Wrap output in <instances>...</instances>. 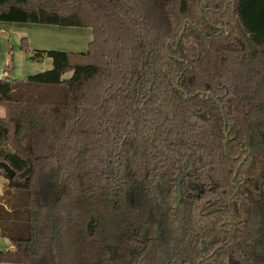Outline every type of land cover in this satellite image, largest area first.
Returning <instances> with one entry per match:
<instances>
[{
  "label": "trees",
  "instance_id": "trees-1",
  "mask_svg": "<svg viewBox=\"0 0 264 264\" xmlns=\"http://www.w3.org/2000/svg\"><path fill=\"white\" fill-rule=\"evenodd\" d=\"M0 22L91 31L82 53L23 38L51 68L0 78V264H95L81 234L63 262L46 192L171 211L169 264H264V0H0Z\"/></svg>",
  "mask_w": 264,
  "mask_h": 264
},
{
  "label": "flooded vegetation",
  "instance_id": "flooded-vegetation-1",
  "mask_svg": "<svg viewBox=\"0 0 264 264\" xmlns=\"http://www.w3.org/2000/svg\"><path fill=\"white\" fill-rule=\"evenodd\" d=\"M117 195L118 203L114 204L109 211H84L83 208L79 211H69L67 204L62 200L59 201L54 194L51 192L44 194L43 203L49 208L48 216L52 235L56 238L61 230L65 237L63 262L67 261L69 245L83 248L85 258L88 257L89 251L85 252V247L75 240L76 236L81 234L82 240L91 239L90 254L95 264H129L130 262L147 264V249L153 244L156 250L162 247L161 254L165 257L166 264H169L174 251L168 241L169 234L165 224H169L167 213L171 211H159L160 209L129 211V203L126 199L128 196L124 197L121 193ZM180 199V191H178L177 202ZM149 213H151L150 218ZM73 215H76V226L72 223ZM69 239H73L74 243H71ZM134 245H139L140 248L133 249Z\"/></svg>",
  "mask_w": 264,
  "mask_h": 264
},
{
  "label": "rangeland",
  "instance_id": "rangeland-1",
  "mask_svg": "<svg viewBox=\"0 0 264 264\" xmlns=\"http://www.w3.org/2000/svg\"><path fill=\"white\" fill-rule=\"evenodd\" d=\"M23 38L27 40L30 52L54 50L82 53L91 40V32L86 28L0 22V77L5 76L6 72L9 80L20 81L51 68L49 59L30 60V53L20 49ZM2 115L3 110L0 108V116ZM6 183L5 178L0 175V193ZM9 247L8 241L0 237V251Z\"/></svg>",
  "mask_w": 264,
  "mask_h": 264
},
{
  "label": "water",
  "instance_id": "water-1",
  "mask_svg": "<svg viewBox=\"0 0 264 264\" xmlns=\"http://www.w3.org/2000/svg\"><path fill=\"white\" fill-rule=\"evenodd\" d=\"M0 166L3 168L4 172L6 173V175L8 176V178H12L14 173L13 171L4 163H0ZM192 188H196L195 185H191Z\"/></svg>",
  "mask_w": 264,
  "mask_h": 264
},
{
  "label": "built area",
  "instance_id": "built-area-1",
  "mask_svg": "<svg viewBox=\"0 0 264 264\" xmlns=\"http://www.w3.org/2000/svg\"><path fill=\"white\" fill-rule=\"evenodd\" d=\"M4 75L6 76V73ZM5 76H3V77H5ZM0 78H2V77H0Z\"/></svg>",
  "mask_w": 264,
  "mask_h": 264
},
{
  "label": "crops",
  "instance_id": "crops-1",
  "mask_svg": "<svg viewBox=\"0 0 264 264\" xmlns=\"http://www.w3.org/2000/svg\"><path fill=\"white\" fill-rule=\"evenodd\" d=\"M91 32V31H90Z\"/></svg>",
  "mask_w": 264,
  "mask_h": 264
}]
</instances>
